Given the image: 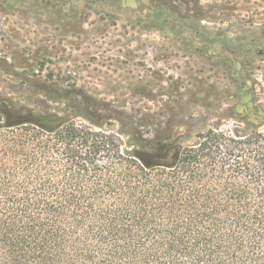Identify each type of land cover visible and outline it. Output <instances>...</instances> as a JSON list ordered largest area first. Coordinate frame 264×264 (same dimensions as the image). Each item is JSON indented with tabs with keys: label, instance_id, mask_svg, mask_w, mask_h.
Returning <instances> with one entry per match:
<instances>
[{
	"label": "trees",
	"instance_id": "1",
	"mask_svg": "<svg viewBox=\"0 0 264 264\" xmlns=\"http://www.w3.org/2000/svg\"><path fill=\"white\" fill-rule=\"evenodd\" d=\"M58 1L182 35L228 79L229 107L199 126L67 88L0 96V264H264V84L247 63L264 39L170 0Z\"/></svg>",
	"mask_w": 264,
	"mask_h": 264
},
{
	"label": "rangeland",
	"instance_id": "2",
	"mask_svg": "<svg viewBox=\"0 0 264 264\" xmlns=\"http://www.w3.org/2000/svg\"><path fill=\"white\" fill-rule=\"evenodd\" d=\"M170 1L183 13L204 15L202 23L211 29L264 39V0ZM205 55L182 35L162 33L140 18L123 19L103 6L0 2L1 97L56 96L67 88L111 102L126 115L192 116L199 126L207 116L214 124L229 107L228 79ZM259 56L247 63L264 84V52ZM260 94L264 103V89ZM205 101L210 109L200 106ZM235 125L226 120L221 128Z\"/></svg>",
	"mask_w": 264,
	"mask_h": 264
}]
</instances>
